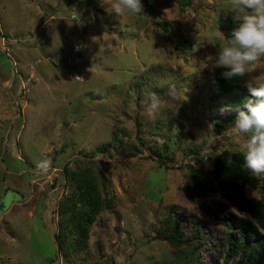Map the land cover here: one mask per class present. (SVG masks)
Wrapping results in <instances>:
<instances>
[{
	"label": "rangeland",
	"instance_id": "obj_1",
	"mask_svg": "<svg viewBox=\"0 0 264 264\" xmlns=\"http://www.w3.org/2000/svg\"><path fill=\"white\" fill-rule=\"evenodd\" d=\"M148 1L154 17L144 5L117 18L99 0H0V264H230L222 220L243 212L206 191L205 213L188 188L191 171L239 150L227 113L247 98L228 104L214 79L224 70L203 67L230 0ZM261 77L264 62L223 79ZM148 92L167 104L155 120L144 115ZM43 159L46 173L36 168ZM253 176L246 193L259 197L264 177ZM80 181L101 206L84 239L60 210L79 212ZM171 212L182 245L157 236Z\"/></svg>",
	"mask_w": 264,
	"mask_h": 264
},
{
	"label": "trees",
	"instance_id": "obj_2",
	"mask_svg": "<svg viewBox=\"0 0 264 264\" xmlns=\"http://www.w3.org/2000/svg\"><path fill=\"white\" fill-rule=\"evenodd\" d=\"M143 1L147 12L154 17L156 11L152 4L148 0ZM232 16L233 14L229 10L218 18V28L226 35L234 27ZM154 23L162 30L167 31L165 22L154 21ZM214 79L223 92L226 102L231 106H238L243 100L250 97L244 83H228L219 74H215ZM243 110L245 109L237 108L228 112V119L234 122L239 112ZM95 151L104 153L105 148L99 147ZM253 180L252 171L244 164L243 153L240 150L230 148L221 149L213 157L210 168L189 173L188 188L190 189V196L201 211L208 212V204L203 198V194L210 191L231 200L243 212L234 214V222L228 219L222 220L226 227L224 226V235L219 237L218 242L221 247L220 252H224L222 254L223 261L230 264H264V191H261L259 197L248 195L246 186ZM89 184L87 183L85 187L81 188L83 182L80 181L76 185L83 189L80 197V213H75L74 206H68L70 204H63L60 209L71 212L70 217L76 223L83 239L86 237L88 225L101 209L98 194L94 195V187ZM94 198L96 199L93 202ZM156 231L157 236L164 239L168 245L175 246L184 243L185 228L175 212L169 214L167 225L157 228ZM56 235L59 242L63 243L65 234L62 230Z\"/></svg>",
	"mask_w": 264,
	"mask_h": 264
},
{
	"label": "clouds",
	"instance_id": "obj_3",
	"mask_svg": "<svg viewBox=\"0 0 264 264\" xmlns=\"http://www.w3.org/2000/svg\"><path fill=\"white\" fill-rule=\"evenodd\" d=\"M99 3L105 12L115 14L117 18L144 13L142 0H99ZM230 11L234 27L227 35L215 31L208 44L216 48V52L207 57L203 66L213 72L223 69L221 75L227 80L244 78L252 65L264 62V0H230ZM244 86L250 97L243 103L245 110L239 112L231 127L241 138L239 150L243 153L245 166L257 177H264V83L249 79L244 81ZM167 96L178 97L175 85L167 88ZM143 103L144 115L149 120H155L167 107L154 92H148ZM50 167L48 159L36 163L37 170L44 173Z\"/></svg>",
	"mask_w": 264,
	"mask_h": 264
}]
</instances>
